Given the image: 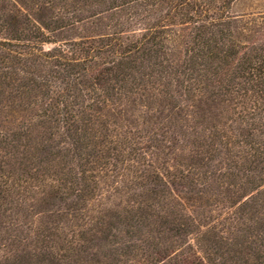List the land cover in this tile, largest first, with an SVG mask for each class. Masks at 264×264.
Listing matches in <instances>:
<instances>
[{
    "label": "trees",
    "instance_id": "16d2710c",
    "mask_svg": "<svg viewBox=\"0 0 264 264\" xmlns=\"http://www.w3.org/2000/svg\"><path fill=\"white\" fill-rule=\"evenodd\" d=\"M235 1L0 0V264H264Z\"/></svg>",
    "mask_w": 264,
    "mask_h": 264
},
{
    "label": "rangeland",
    "instance_id": "374dc122",
    "mask_svg": "<svg viewBox=\"0 0 264 264\" xmlns=\"http://www.w3.org/2000/svg\"><path fill=\"white\" fill-rule=\"evenodd\" d=\"M230 12L243 17L244 21L249 24L251 30L246 33H249L251 39L264 41V0H236ZM218 207L220 210L216 209V215L220 211H227V208L225 210L222 204H219ZM206 242L210 244L209 241Z\"/></svg>",
    "mask_w": 264,
    "mask_h": 264
}]
</instances>
